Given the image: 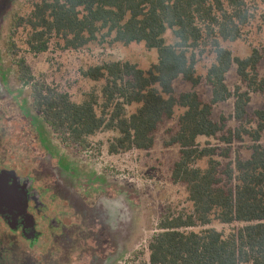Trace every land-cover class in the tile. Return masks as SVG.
<instances>
[{"label": "trees", "instance_id": "1", "mask_svg": "<svg viewBox=\"0 0 264 264\" xmlns=\"http://www.w3.org/2000/svg\"><path fill=\"white\" fill-rule=\"evenodd\" d=\"M261 6L264 24V0H33L29 13L14 18L9 53L21 82L32 88L35 111L64 141L86 146L90 136L115 130L120 135L111 152L150 150L159 126L182 110L179 130L167 144L180 146L172 179L187 186L193 209L162 216L149 243L150 264H264V106L248 110L253 94L264 93L259 69L264 54L254 48L243 58L224 45L244 38ZM21 30L22 45L15 40ZM169 30L173 43L166 39ZM57 37L66 49L107 40L145 43L158 51V61L148 70L130 61L90 66L87 78L105 79L103 102L95 92L76 102L68 92L38 80L20 55L23 48L35 55L47 52ZM206 52L214 60L203 77L197 66ZM234 66L242 83L232 89L227 80ZM180 79L192 89L177 92ZM203 79L212 87L211 101L196 90ZM230 99L235 100L233 113L215 119V106ZM133 104L139 107L129 114ZM230 120L238 125L230 127ZM202 137L227 144L223 156L230 160L217 159L215 147L202 145ZM246 137L252 142L250 156L238 153L232 159V145ZM214 222L232 228L218 230Z\"/></svg>", "mask_w": 264, "mask_h": 264}, {"label": "rangeland", "instance_id": "2", "mask_svg": "<svg viewBox=\"0 0 264 264\" xmlns=\"http://www.w3.org/2000/svg\"><path fill=\"white\" fill-rule=\"evenodd\" d=\"M256 1L261 4V0ZM32 5L33 0H0V169L12 172L10 180L30 182L28 190L38 192L42 204L39 215L34 202L31 205L38 225V234L31 239L12 231L0 214V264H91L94 260L97 264H150L149 243L159 231L162 216L193 209L187 186L172 179L180 146L167 144L179 130L182 110L159 126L150 150L111 152V143L120 135L115 130L90 136L86 146L64 141L35 111L32 88L21 82L15 57L9 53L14 18L29 13ZM259 8L244 38L224 44L237 56L247 57L254 48L264 54L263 8ZM22 37L25 32L21 30L15 36L21 45ZM166 39L168 43L175 42L172 30L166 33ZM64 46V40L57 37L47 52L35 55L23 48L20 55L26 56L38 80L68 92L76 102H82L91 92L103 102L105 79L87 78L84 71L90 66L130 61L148 70L158 61V51L145 43L124 45L107 40L79 49ZM213 60L211 53L203 54L198 74L205 77ZM259 69L264 74V57ZM227 82L232 89L242 83L236 66L229 72ZM176 88L181 92L192 89V84L180 79ZM196 90L205 101H211L212 87L205 79ZM234 101L216 105L214 118L230 116ZM263 106L264 93L253 94L249 112ZM138 107L128 106V113ZM228 125L235 127L238 123L230 120ZM200 142L215 147L216 158L223 163L230 160L223 156L227 144L207 137L200 138ZM251 143L248 137L244 142H234L232 159L238 153L249 157ZM206 163L203 160L200 165ZM211 226L226 232L232 228L220 222Z\"/></svg>", "mask_w": 264, "mask_h": 264}, {"label": "flooded vegetation", "instance_id": "3", "mask_svg": "<svg viewBox=\"0 0 264 264\" xmlns=\"http://www.w3.org/2000/svg\"><path fill=\"white\" fill-rule=\"evenodd\" d=\"M3 169H0V172H2ZM9 180V184H18L25 194V206L20 207V209L16 208H3V210L0 212V214L3 216V218L8 222V224L11 226L12 231L15 230L17 232H21L26 238L31 239L34 238L38 234V225H37V215L31 210L32 202H34V206L38 210L37 214L39 215V208L42 204L39 201V194L36 193L34 190L33 192H30L28 190L29 184H26L25 180ZM23 236V237H24ZM24 237V238H25ZM27 239V240H28ZM91 264H97L95 263V260L91 262Z\"/></svg>", "mask_w": 264, "mask_h": 264}, {"label": "water", "instance_id": "4", "mask_svg": "<svg viewBox=\"0 0 264 264\" xmlns=\"http://www.w3.org/2000/svg\"><path fill=\"white\" fill-rule=\"evenodd\" d=\"M12 172L3 170L0 172V212L3 208H16L25 206L26 192L18 184H9Z\"/></svg>", "mask_w": 264, "mask_h": 264}]
</instances>
